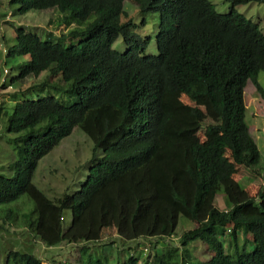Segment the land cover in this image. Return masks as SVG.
I'll return each instance as SVG.
<instances>
[{
    "label": "trees",
    "instance_id": "obj_1",
    "mask_svg": "<svg viewBox=\"0 0 264 264\" xmlns=\"http://www.w3.org/2000/svg\"><path fill=\"white\" fill-rule=\"evenodd\" d=\"M227 1L232 9L219 14L209 0H9L14 16L51 13L41 35L11 26L14 44L4 51L5 59H29L17 61L0 86L25 84L44 71L59 82L53 90L45 83L30 86L36 99L16 101L6 117V132L17 135L8 141L16 159L6 163L11 176L0 173V206L22 196L32 201L31 212L21 224L16 219L11 235L27 231L37 241L35 252L43 245L45 253L60 258L65 246H75L79 259L71 264H110L114 253L117 264H191L187 247L196 241L212 256L194 264H264V164L244 101L248 81L264 100L257 81L264 72V35L234 8L264 0ZM131 9L158 15L155 55L145 54L150 38L135 33ZM145 23L142 18L140 25ZM60 26L66 32L57 33ZM118 39L125 50L113 48ZM205 100L204 115L197 103ZM191 119L204 128L203 137H211L206 144L189 139ZM74 128L93 144L87 177L75 193L52 201L32 178L38 162ZM242 169L252 171L242 179L262 190L248 197L244 188L237 203L220 210L216 196ZM209 200L214 206L204 219ZM65 209L72 217L64 230ZM12 217H18L13 209L0 213L6 234ZM180 217L185 219L181 236ZM105 235L117 246L108 256L109 246L101 243ZM175 235L179 247L166 242ZM143 238L159 243L134 248ZM125 249L128 257L119 261ZM42 263L40 255L15 245L3 264Z\"/></svg>",
    "mask_w": 264,
    "mask_h": 264
},
{
    "label": "rangeland",
    "instance_id": "obj_2",
    "mask_svg": "<svg viewBox=\"0 0 264 264\" xmlns=\"http://www.w3.org/2000/svg\"><path fill=\"white\" fill-rule=\"evenodd\" d=\"M209 2L213 5L214 9L219 14H227L232 9L233 5L231 2L227 0H209ZM125 2L124 6L125 7ZM235 10L243 15L245 18L251 20L253 23L258 24L260 30L264 35V3H254L250 2L245 5H236ZM15 7L9 4V0H0V81L2 78L6 76H11L14 71L11 70L14 68L16 62H25L29 58L21 57L17 60L5 59L4 51L7 47L12 46L14 44L15 34L12 30L18 26H23L28 28V30L38 33H46L47 29L46 24L49 20L51 9L48 10H33L28 12L22 16H14L12 12ZM55 13H52L54 17ZM128 15L133 19L134 23L138 25L135 29V33L141 36V38L146 37L150 38L149 44L145 51L146 55H155L157 53L154 43V36L157 32L159 18L156 13L146 14L144 16L140 15L138 10L131 9L128 12ZM142 18L145 19V25L141 26L140 22ZM58 32H66V28L64 26L58 27ZM118 42V44H117ZM117 45V46H116ZM114 49L118 51L125 50L124 44L121 39H118L113 46ZM4 70L6 72H4ZM50 75L47 71L42 72L38 78L34 80H30L28 82L20 83L17 82L14 85L8 87L0 86V173L6 176H11L9 170L7 169V160L10 159L14 161L16 159L15 154L11 151V148L8 147V141L16 137V134H9L6 132V117L9 115L13 104L16 101H21L22 98L28 99H36V94L33 93L35 91L30 88V86H36L42 83L47 84L48 88L53 90V88L59 87V82L55 78L49 77ZM257 81L260 86L264 89V72H260L257 77ZM58 82V83H57ZM27 89V90H25ZM24 91V92H22ZM55 93V92H53ZM179 99L182 104H187L188 101L186 97L182 94L179 95ZM202 101V100H199ZM244 101L246 105V123L250 127L251 136L254 139L258 150L260 152L261 161L264 164V100L260 97L257 90L248 81L245 91H244ZM198 106L201 107L203 114H206L207 100L203 101V103L198 102ZM6 113V115H5ZM203 120H208V118H204ZM187 129L189 130V139L193 141H199L203 144H206L210 141L211 137H203L204 128L197 122L195 119H191L187 125ZM93 144L89 137L84 134L79 128H74L73 132L66 138H64L58 146H56L51 152H49L45 157H43L37 165V168L34 172L32 178V184L40 190L44 196L49 200H57L61 198L64 194L71 195L75 193L81 183L87 177L88 169L91 163V158L93 156ZM95 155L100 156V152H96ZM252 172L249 169H242L240 175H236L232 178V181L225 182L223 184V190L221 195H217L215 198V206L220 210H225L233 206L237 203V196L243 197L244 195H248V197L258 196V191L262 190L260 184H248L243 177H246L248 174ZM241 181V182H240ZM240 182V187H239ZM239 187V189H238ZM248 188L247 191L242 194V189ZM191 189H189L185 193V198L187 202H189V194ZM212 200L206 201L202 208V215L205 219V216L213 207ZM13 209L18 217H12L10 220V224L6 225L5 231H9L7 234L4 233L1 229L5 225L6 221L0 219V264H3L7 252L12 249L13 246L16 245L17 250L25 251L30 250L33 253H37L40 255V259L42 260V264H68L73 263L76 259H79V255L77 254V247L70 246L64 247L62 251L65 253V257H59L56 255H51L50 253H45L44 249L46 247L39 246L41 248L39 252H35L36 242L34 243L33 236L30 235L27 231H24L20 234L11 235L13 228L16 226V219H19V223L21 224V219L23 215L29 214L32 209V201L28 199L27 196H22L15 203L6 204L0 206V213L4 212V214ZM186 219H190V216L187 212H185ZM71 211L69 209H65L62 211V228L65 230L69 227L71 223ZM185 219L180 217L179 224L177 227V234L181 235V228ZM186 230L192 229L193 225L190 226L184 224ZM105 231V230H104ZM108 231H105L107 233ZM12 239V240H10ZM224 243V248L227 251L228 239L227 237L222 239ZM106 245L110 243V239L106 237L103 241ZM149 242L159 243L157 238L155 239H140L136 241L133 246L136 248L137 246L148 244ZM162 242V241H160ZM167 242V240H166ZM22 243V244H21ZM33 246V247H32ZM130 246V244L128 245ZM199 242H193L188 245L187 249L190 253L191 264L195 263V260L205 262L210 258L209 253L206 251V246ZM89 247H92L89 245ZM116 248L112 249L115 250ZM112 250L106 251V254ZM252 250V245H249L247 251ZM126 254L120 255L119 261L128 257L129 250ZM106 255V256H108ZM118 255L114 253V262L110 264H117L116 258ZM146 257L143 256L144 260ZM177 262H180V258H178Z\"/></svg>",
    "mask_w": 264,
    "mask_h": 264
},
{
    "label": "clouds",
    "instance_id": "obj_3",
    "mask_svg": "<svg viewBox=\"0 0 264 264\" xmlns=\"http://www.w3.org/2000/svg\"><path fill=\"white\" fill-rule=\"evenodd\" d=\"M250 82V81H249ZM248 83V82H247ZM230 208H228V209H225L224 211H226V210H229ZM186 225H188V226H190V223L189 222H186ZM190 230H192V229H190ZM179 236H181V235H179ZM105 237H108V236H102V241H101V243L104 245L105 243L103 242L104 241V239H106ZM117 238V235H116V231H115V229H113V233L111 234V240H115ZM179 238L180 237H176V235H175V237H174V239L173 240H167V242H168V244H169V246H171V247H179ZM92 246H94V245H92ZM108 246H109V248H110V250H112V249H114V248H117V246H115L114 244H108ZM121 246V245H120ZM203 247H205V245L203 246ZM206 249V251L208 252V250H207V248H205ZM121 250H122V247H121ZM128 250V249H127ZM188 253H189V251H188ZM209 253V255H210V257L212 256V254L210 253V252H208ZM106 255H108V254H106ZM106 255H104V256H106ZM210 259V258H209ZM208 259V260H209ZM180 263V262H179ZM185 264H188V263H185Z\"/></svg>",
    "mask_w": 264,
    "mask_h": 264
},
{
    "label": "crops",
    "instance_id": "obj_4",
    "mask_svg": "<svg viewBox=\"0 0 264 264\" xmlns=\"http://www.w3.org/2000/svg\"><path fill=\"white\" fill-rule=\"evenodd\" d=\"M112 233H113V232H112ZM112 233H111V234H112Z\"/></svg>",
    "mask_w": 264,
    "mask_h": 264
}]
</instances>
